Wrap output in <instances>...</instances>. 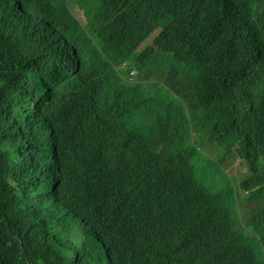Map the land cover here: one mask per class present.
I'll use <instances>...</instances> for the list:
<instances>
[{"label": "trees", "instance_id": "1", "mask_svg": "<svg viewBox=\"0 0 264 264\" xmlns=\"http://www.w3.org/2000/svg\"><path fill=\"white\" fill-rule=\"evenodd\" d=\"M80 2L85 22L70 0H0V85L25 102L0 90V264H264V0ZM42 7L71 45L27 13ZM145 19L166 31L132 53L116 37ZM79 44L102 78L65 58ZM239 159L245 222L232 186L214 192Z\"/></svg>", "mask_w": 264, "mask_h": 264}, {"label": "clouds", "instance_id": "2", "mask_svg": "<svg viewBox=\"0 0 264 264\" xmlns=\"http://www.w3.org/2000/svg\"><path fill=\"white\" fill-rule=\"evenodd\" d=\"M41 10L42 11H39L35 14H32L27 10V13L29 16L35 17L39 21H41L42 19L45 20L41 22L43 23L44 31L55 34L58 39L67 37V35L73 31L68 30V24L64 20L63 13L60 12L58 8L55 9L52 7H42ZM68 12L71 13L73 18H77L81 22H85L87 11L84 4L81 3L80 0H70V9H68ZM11 18H14V15H12ZM161 28L162 31L159 30ZM165 31L166 27L160 22L145 19L132 31H125V34H132L134 36L138 34L135 42L132 45L126 42V40L124 39V34L122 33H120L116 38L117 40L121 41L122 44L132 53H146L152 50L153 46H155V43H157L162 33ZM74 41L75 37L70 34V38H67L66 45H71ZM189 45L190 41H186L184 43L185 53L188 52ZM98 47L99 46H88L85 44H79L77 50L73 52V54L68 55L65 58L68 61H72L77 69L83 71V69L86 68L89 71H92L95 75L101 77L100 59L97 52ZM86 59H88L89 61H86ZM245 62L250 66H254L257 64L256 61L250 58L246 59ZM117 69L121 72L120 75L128 79L129 81H135L136 75L139 73L137 67L131 64L130 61H126L122 65L117 66ZM105 86V83H99L97 87L105 88ZM0 90L6 92L9 96L10 103L7 107L14 109L17 107H21L24 109L25 102L23 97V91L22 88L15 81L12 80L9 82H4L2 85H0ZM6 147L9 153H14L16 149L15 143L13 141H9ZM155 152H157L158 156L162 157V152L160 148L157 147V149H155ZM121 162L122 160H120V163ZM239 190L245 193L244 202L250 200L247 197V194L249 192H247L246 189L241 186V183L239 185ZM139 212L140 207L137 205L134 207L133 214H137ZM235 212L237 213V217L242 222H245L247 220V217L244 213V207H241L239 211L235 210Z\"/></svg>", "mask_w": 264, "mask_h": 264}, {"label": "rangeland", "instance_id": "3", "mask_svg": "<svg viewBox=\"0 0 264 264\" xmlns=\"http://www.w3.org/2000/svg\"><path fill=\"white\" fill-rule=\"evenodd\" d=\"M159 30L162 31V28ZM198 151L200 153L203 152L205 154L209 153L211 158H213L214 161H216V157L214 155V149L212 147L210 149H207L204 146L200 145V147H198ZM200 159H202V161H204V162H207L204 158H200ZM220 167L228 175L230 182H228L227 179L224 177V173L220 169ZM220 167L216 173L217 187L215 186L214 192H218L217 190L224 188L225 185L232 186L233 192H234V199H235V204H234V207H232V211L233 212L235 210L239 211L240 208L242 207L241 203L244 202V194H242L241 191L239 190V185H240V183L244 182L245 178L235 177L233 172L234 173L244 172V166H242V162L239 159V160L232 161L231 164H230V162H228L226 164L222 163V164H220ZM231 168H232L233 172H232ZM206 174H207V179L213 181L212 174H211L210 170ZM244 213H245V211H244ZM245 216H246V213H245Z\"/></svg>", "mask_w": 264, "mask_h": 264}]
</instances>
